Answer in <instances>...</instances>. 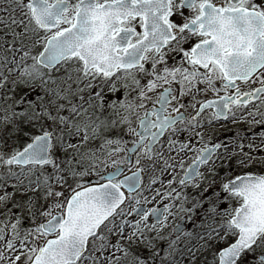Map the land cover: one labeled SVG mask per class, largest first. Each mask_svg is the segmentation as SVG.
<instances>
[{"label":"snow or ice","instance_id":"6c2138e0","mask_svg":"<svg viewBox=\"0 0 264 264\" xmlns=\"http://www.w3.org/2000/svg\"><path fill=\"white\" fill-rule=\"evenodd\" d=\"M0 111V264H264V0H0Z\"/></svg>","mask_w":264,"mask_h":264},{"label":"rangeland","instance_id":"374dc122","mask_svg":"<svg viewBox=\"0 0 264 264\" xmlns=\"http://www.w3.org/2000/svg\"><path fill=\"white\" fill-rule=\"evenodd\" d=\"M247 90V89H245ZM208 98H214L213 95L211 93L208 94ZM258 103V102H257ZM3 115V112L0 111V116ZM243 116L247 117V113H243ZM247 119H251V117H247ZM257 119H259V117H257ZM10 128V126H9ZM212 128L215 130L214 135H212L211 137L206 136L205 140L203 142L200 143H196V147L200 148V147H204L205 145L211 146V143L213 142H220V141H228L230 138H234L236 136L237 131H239L241 133V135L247 136L249 138H251L254 134L257 136V139L254 141L255 144H260V138H259V132L262 130V127L259 125H254L252 126L251 131H249V125L246 122L241 121L240 123L237 124H233L230 121L229 122H219V123H215L214 125H212ZM248 140H244L243 143L245 144V149L244 151H249V149L247 148V144H248ZM8 143L11 145L12 141L9 140ZM262 148H264V145H261ZM238 151V149H236ZM223 151V149H221V152ZM197 155V153L195 152H188L187 154L183 155V159L185 161V167H187L188 164H190L192 162V159L195 158V156ZM252 155H264V151H256L253 152ZM219 163V161H217V164ZM111 170V169H109ZM203 171V168L201 169ZM253 171H264V169L256 167L254 169H252ZM223 175V173H221ZM175 175L177 176V180H179V178L183 175V170L177 166L176 170H175ZM169 177L166 175L164 177L165 179V183L167 182V179ZM145 180H147V176H145ZM178 190H182L179 188V185H175ZM157 187H159V185H157ZM9 192L12 191V189L9 187L7 189ZM189 191H191V189H189ZM167 202V201H165ZM154 206V204H149L148 207H152ZM162 207V204L160 205ZM182 215V214H181ZM200 219H202V217L197 218L196 219V224L200 223ZM180 222L179 221V217H177L175 220H173L172 218H170L169 220V231L171 230V226L173 223H177ZM184 225H185V231H194V230H198L196 229L195 224H193V222L189 219H185L184 220ZM182 246V245H181Z\"/></svg>","mask_w":264,"mask_h":264},{"label":"water","instance_id":"95a60500","mask_svg":"<svg viewBox=\"0 0 264 264\" xmlns=\"http://www.w3.org/2000/svg\"><path fill=\"white\" fill-rule=\"evenodd\" d=\"M183 223H184V222H182V227L185 229V227L183 226Z\"/></svg>","mask_w":264,"mask_h":264},{"label":"flooded vegetation","instance_id":"af4514ba","mask_svg":"<svg viewBox=\"0 0 264 264\" xmlns=\"http://www.w3.org/2000/svg\"><path fill=\"white\" fill-rule=\"evenodd\" d=\"M177 59H179V57ZM170 63H171V61H170Z\"/></svg>","mask_w":264,"mask_h":264}]
</instances>
